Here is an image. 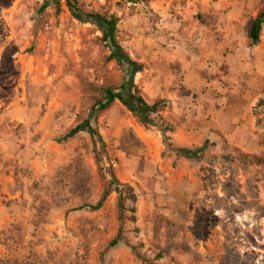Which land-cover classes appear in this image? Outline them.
<instances>
[{
  "label": "rangeland",
  "instance_id": "1",
  "mask_svg": "<svg viewBox=\"0 0 264 264\" xmlns=\"http://www.w3.org/2000/svg\"><path fill=\"white\" fill-rule=\"evenodd\" d=\"M44 1L0 0V264H264V166L244 163L252 157L234 150L231 161H214L204 202L216 207L209 236L193 245L196 262L183 263L165 236L148 232V205L136 216L129 211L132 190L120 186L122 212L111 184L116 179L136 190L146 157H173L167 136L173 125L164 112L143 122L116 100L92 118L104 145L87 132L60 141L88 117L103 87L122 83L124 72L110 60L102 33L73 18L67 0H58L59 12L52 0L40 12ZM71 1L87 13L116 15L118 40L133 60L135 42L167 47L147 2L138 10L129 0ZM262 36L264 46V28ZM253 111L264 145V92ZM253 154L264 158V151ZM121 227L123 240L111 246Z\"/></svg>",
  "mask_w": 264,
  "mask_h": 264
},
{
  "label": "crops",
  "instance_id": "2",
  "mask_svg": "<svg viewBox=\"0 0 264 264\" xmlns=\"http://www.w3.org/2000/svg\"><path fill=\"white\" fill-rule=\"evenodd\" d=\"M145 4L135 6L139 10ZM145 6L158 19L167 47L154 51L149 41L135 42V60L148 64L136 83L149 104L166 102L163 112L173 125L167 136L174 148L169 159L146 157L142 172L135 175L136 216L148 205L153 218L147 219L148 232L154 229L161 239L165 236L183 263L196 262L199 250L192 247L208 239L209 214L216 211L204 204L214 161L224 156L231 161L236 150L262 159L244 163L264 166L263 156L253 154L264 151L253 111L264 92L263 36L250 46L246 32L247 22L264 9V0H148ZM158 54L163 58L158 60ZM162 60L163 66L158 62ZM205 142L213 145L197 158L176 151L194 150ZM196 220L206 222L205 238L194 234ZM236 220L244 224L247 212Z\"/></svg>",
  "mask_w": 264,
  "mask_h": 264
},
{
  "label": "trees",
  "instance_id": "3",
  "mask_svg": "<svg viewBox=\"0 0 264 264\" xmlns=\"http://www.w3.org/2000/svg\"><path fill=\"white\" fill-rule=\"evenodd\" d=\"M133 3L139 2H148V0H129ZM52 2L56 5L57 11H60V2L58 0H52ZM50 2L45 0L44 3L40 7V12H43L48 6ZM67 7L73 18L78 20L81 23H90L97 27V29L102 33V41L105 46L110 51V60H115L121 69L124 72V77L122 83L119 86H108L103 87L101 89V97L96 98L93 105L90 108L89 115L87 118L83 119L80 122H77L61 139L60 141H67L74 136H76L80 132H87L93 139H96L101 145H104V141L100 132L93 126L92 118L100 111H104L109 108L116 100L121 102L128 111L135 114L141 121H148L150 115L159 114L163 112L166 108V102L164 100H158L153 104H149L140 94V90L136 84V75L145 69L144 63L133 60L132 57L124 47L120 44L118 40V23L119 18L112 14H101L96 12H84L79 7H77L75 2L71 0H67ZM264 28V9L261 10L254 18L250 19L246 24V32L247 38L250 46L258 45L261 42V36ZM256 115V113H255ZM213 144H209L205 142V144L194 150L188 148H177V152L179 154H184L189 158H197L199 154L205 151L209 146ZM253 158V162L260 163L262 161L258 156H250ZM111 184L116 185L117 191H119L121 198V210L122 212L126 211V206L122 202V192L119 189L120 186L123 188H127L132 190V194L130 195V199L132 203L135 205L137 202V194L136 191L131 188V186L127 184H122L118 180H113ZM109 191L105 192L94 209L100 208ZM132 213H136V206L131 207L129 209ZM199 219V218H198ZM206 222L204 220H196L194 224V234L200 238L206 237L205 231ZM123 240V228L121 227L118 231L117 236L112 240L111 246L118 245ZM148 264H154L149 260H145Z\"/></svg>",
  "mask_w": 264,
  "mask_h": 264
}]
</instances>
